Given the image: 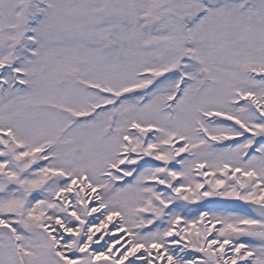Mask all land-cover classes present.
<instances>
[{
    "label": "rangeland",
    "instance_id": "1",
    "mask_svg": "<svg viewBox=\"0 0 264 264\" xmlns=\"http://www.w3.org/2000/svg\"><path fill=\"white\" fill-rule=\"evenodd\" d=\"M43 4L46 10L39 13L41 19L32 28V37L37 46L33 60L35 72L29 74L34 81L33 91L18 99V105L13 102L0 109V130L17 134L30 149L45 141H56V157L51 169L66 175L89 173V181L95 185L104 184L99 177L101 172L107 165L116 162L119 136L108 134L103 138L102 128L107 117L104 112H99L98 119H93L87 127L84 124H70L67 114L71 112L90 114L87 109L89 104H112L111 95L104 101L95 93H88L82 84L88 83L107 90L108 94H125L124 90L138 83L136 75L142 71L160 70L162 74V71L182 70V67L177 66V61L183 55V44H189L191 51L193 48L195 50L191 63L198 69L203 66L213 84L205 85L198 80L195 70L190 73L193 83L182 89L184 93L175 108L173 122L160 112L162 96H156L141 107L126 105L125 110L131 112L127 117H123L122 113L118 115L116 130H124L130 123L137 122L194 140L193 121L198 118V111L212 115L233 112L229 103L233 101L234 89L216 70L219 69L218 61L222 60L216 58L220 50L222 54H227L224 61L241 66L238 83L244 78L245 69L264 67V0H204V5L198 8L186 0H156L151 8L146 0H136L134 10L142 25L138 30L127 0H45ZM34 11V0H0V52H15L23 48L21 31L27 15ZM185 20L193 27L189 32L183 25ZM7 28L11 29L12 36ZM18 60L14 55L13 63L16 64ZM40 68H45L46 73L41 74ZM59 74L65 76L64 85L70 88L67 101L63 98V88L53 82V77ZM213 88L215 92L211 93ZM235 90L253 91L243 86H237ZM18 112H21L19 118L4 125L7 118ZM216 130L217 134L225 131L223 128ZM75 148L85 150L86 158L81 164L66 168L70 159H64L63 156ZM95 148H98V152ZM94 151L99 154L97 160L90 157ZM209 151L206 149L196 160L204 158L214 163L233 161L236 165L240 164L237 161V148L234 151ZM96 161L101 166L100 173L97 172L99 174L92 167ZM246 165L261 169L264 161L251 160ZM151 172L150 169H144L138 174L135 184L124 183L123 189L119 188L113 195L109 190L103 202L110 213L120 214L123 225L126 229H132L139 244L148 249H162L167 244L163 228L167 216L164 215L166 212L162 210L161 202L157 201L159 196L151 193L148 187ZM54 190L48 187L47 199ZM146 199L159 205L155 207L154 213L149 211L151 218L145 219L140 207L141 200ZM215 208L223 212L230 209L232 213L227 216L235 226L239 221L246 226L245 230H231L228 240L235 243L250 241L264 249V233L253 229L257 225L264 228V224L246 225L249 219L233 206ZM176 210L188 217L198 212L197 208L185 205L177 206ZM19 225L30 230L33 244L23 245L22 248L31 264H59L47 247L41 226L31 227L27 214L20 218ZM1 243H5L3 232H0V264H12ZM139 250H143L142 246Z\"/></svg>",
    "mask_w": 264,
    "mask_h": 264
},
{
    "label": "bare ground",
    "instance_id": "2",
    "mask_svg": "<svg viewBox=\"0 0 264 264\" xmlns=\"http://www.w3.org/2000/svg\"><path fill=\"white\" fill-rule=\"evenodd\" d=\"M42 1V0H40ZM151 0H149L148 3ZM187 3L193 5L194 7H200V0H186ZM134 0H129V4L132 7ZM139 25H141L139 23ZM139 28V27H138ZM141 28V27H140ZM26 63H22V71L23 73L34 74V66L32 59L29 54L22 55ZM195 69L186 65L184 69V75H186L187 79L190 77V73ZM178 80V76H172L166 82L165 90H160V88H155L150 94V98L157 94V92L161 91L163 93L172 92L173 86L176 84ZM25 82L28 87L33 89L34 82L31 78H27L26 80H21ZM145 82V80H142ZM10 79H8V84H10ZM185 83V81H184ZM22 91H18L17 89L14 91L6 90L4 96L0 98V108L4 107L6 103L13 101V99L21 97ZM17 104V103H16ZM125 103H123L124 107ZM225 118L232 122L237 123L238 121L245 123L247 126L253 127L256 125V119L247 116L243 113L237 115H226ZM116 128V126H115ZM237 135L235 137H231L230 140H236ZM240 138V137H239ZM167 139L162 140L161 138L157 139L158 144L160 142H167ZM215 141L218 144L223 146L224 141L221 138H216ZM53 144L48 145L45 144L43 146L38 147V152H40L41 159L45 162V168L41 169L38 172L40 175L45 172L46 169H49L51 164L50 160L53 158ZM49 153H46V148L51 147ZM28 147L24 146V150L21 151V155L24 151H27ZM209 148L205 143L202 142H193L190 147V151L192 155H197L200 150H205ZM132 149V157L130 159L131 163H138L140 161L141 154L139 153L140 147L135 143H131ZM259 153L264 156V144H262L259 148ZM221 152V151H219ZM167 154L165 151L159 150L158 153L154 154V160L161 161L163 163L166 162ZM187 160H184L183 163H186ZM3 160H0V165ZM247 162V161H246ZM159 169L153 170L152 180L156 181L160 179L158 176ZM127 174L128 171H125ZM211 172H215L213 168H211ZM259 183L252 187L249 192L246 194L249 196H257V199H261L264 196V175L261 174L259 176ZM1 181V179H0ZM0 228L8 227L11 229L17 241L21 243V247L23 245H27L28 243H32V239L30 237V231L23 230L20 227H16L14 224L16 221L12 219V217L19 216L20 209V196L15 194L11 189H6L8 185L7 182H0ZM24 185L28 186H38V180L28 181L24 183ZM182 188H184L187 192L194 191L196 186L194 185L191 189L192 185L188 184L187 181H183L181 184ZM35 187V188H36ZM69 181L66 182L64 186H62L59 190L60 196L55 195L56 199H49L47 202L42 201H34L29 209V222L32 225H37L38 223L47 224L46 230L47 234L52 239L51 245L55 248L56 256L59 261L65 264H80L83 262L81 257L85 254L89 256L90 264H262L264 263V250L260 247H257L250 243H243L239 247L242 249V252L237 253L235 247L231 246H221L219 243V239L209 240L211 236L216 233L219 226L222 228V222L224 220L218 217L216 214L211 213L210 221L204 225V229L202 227H196V234L199 236V240L195 242H191L188 238L184 236H188L190 233L189 230L185 228L184 220L181 221L180 230L182 233H175V243L168 246L166 244L162 249H157L155 247H150L149 249L143 245L139 244L138 237L133 233L132 229H125L123 226H120V217H111L110 211L107 209V206H103V200L107 196L108 189H110L111 184L106 186H96L92 190L83 191L80 189V192H75L74 195L71 194L68 190ZM194 189V190H193ZM3 190L6 191L5 195H2ZM225 197L227 199L236 200L237 197L232 193L231 190H226L224 192ZM73 195V196H72ZM102 204L100 206L99 204ZM62 204V205H59ZM65 209L67 216H63L62 209ZM44 213V215L42 214ZM43 216V220L40 221V217ZM210 216V215H209ZM87 221L84 225L83 222ZM197 220V218L195 219ZM169 227L172 226V220L168 221ZM230 227V225H227ZM179 229V228H178ZM224 229V228H223ZM226 230V229H225ZM82 232V233H80ZM224 232L222 230L220 233ZM182 234V235H181ZM181 237L179 238V236ZM191 239V237H189ZM202 240V242H201ZM209 241V242H208ZM202 247L200 246L201 243ZM208 242V246L206 248V243ZM31 244V245H32ZM186 244L192 245L191 248L186 249ZM196 244V248L194 246ZM234 245L235 242L229 241L228 245ZM142 246L143 250L140 252L139 247ZM201 248V251L199 249ZM16 249L18 250V245L16 244ZM151 249V250H150ZM213 250V255H209L206 258L203 253L210 254V251ZM215 250V251H214ZM23 254L18 253V258L21 259L23 264H31L28 260H26ZM203 256L204 258H201ZM203 259H206L203 261ZM215 262V263H214Z\"/></svg>",
    "mask_w": 264,
    "mask_h": 264
},
{
    "label": "water",
    "instance_id": "3",
    "mask_svg": "<svg viewBox=\"0 0 264 264\" xmlns=\"http://www.w3.org/2000/svg\"><path fill=\"white\" fill-rule=\"evenodd\" d=\"M78 161H80V160H78Z\"/></svg>",
    "mask_w": 264,
    "mask_h": 264
}]
</instances>
